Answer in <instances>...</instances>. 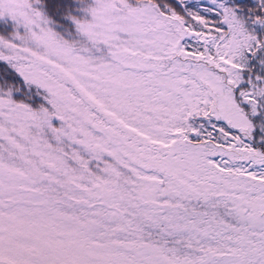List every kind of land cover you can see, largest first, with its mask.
<instances>
[{"label":"snow or ice","instance_id":"1","mask_svg":"<svg viewBox=\"0 0 264 264\" xmlns=\"http://www.w3.org/2000/svg\"><path fill=\"white\" fill-rule=\"evenodd\" d=\"M0 264H264V0H0Z\"/></svg>","mask_w":264,"mask_h":264}]
</instances>
